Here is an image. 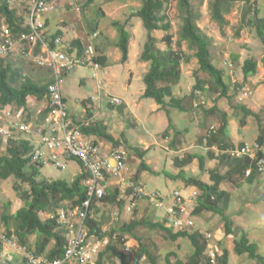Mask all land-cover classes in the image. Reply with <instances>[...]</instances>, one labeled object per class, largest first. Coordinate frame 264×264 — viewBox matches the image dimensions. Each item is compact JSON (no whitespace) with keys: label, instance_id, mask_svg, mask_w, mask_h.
Instances as JSON below:
<instances>
[{"label":"rangeland","instance_id":"rangeland-1","mask_svg":"<svg viewBox=\"0 0 264 264\" xmlns=\"http://www.w3.org/2000/svg\"><path fill=\"white\" fill-rule=\"evenodd\" d=\"M212 1L213 0H194L192 4L194 10L197 11V24L202 33L205 34L210 41L212 62L224 72L225 82L228 85L227 96L221 97L219 96L220 92L206 90L203 91L202 94H199L193 101V103L197 101H205V103H202V105L199 104L196 107L194 105L189 107L190 111L188 112H180L171 108L167 115L166 112L161 109V113L164 114L165 112L166 114V119L168 120L167 127H161L160 125L162 123H160L159 126L158 124L157 126L154 124L156 128H154V132L149 135L146 129L150 131V123L145 119L142 113L140 114V112L135 109L136 106L134 104H138L137 100H133L129 106H125L129 110H133L135 115H138L135 120L134 118H129L131 117L129 110L123 111L118 108L107 109L105 104L108 101V97H102L101 95L105 91H108L111 95V97L109 96L110 99L112 95L123 94L124 96H130L132 92L137 93L139 88L144 86L143 79L139 81L137 79H133L132 81L129 80L130 77L132 78V71H126L123 65L120 67L118 66L119 72H117L116 78H109V75L105 76L103 72L106 69L102 66L96 70L91 67H79L70 70L69 72L79 70L78 72L84 74L88 80V82H84L81 85L78 84L79 81H72L75 85H73L71 89L73 95H76L78 98L81 96L98 97L100 93L102 108L100 113H97L99 125L101 127L104 126V124L107 125L108 131L111 132V135L121 146L127 141L128 146L131 147L133 145L139 150V152H137L135 148L131 149L125 147L128 167L132 168V170L136 168V162H134L133 158L134 154L137 155L136 157L141 158L140 152L142 154L147 151L145 157H149L150 161H147V164L151 167V170H149L151 174L148 173L147 177L143 178L146 189H161L166 196H170L172 190L178 189L185 197V200L188 199L190 202L188 205V219L190 223L189 225H185L181 230H186L187 232H194L197 230L201 233H205V231L212 232L219 240V242H217L218 247L227 248L229 251L230 262L228 261V264H255V260L248 259L247 257L237 259V256L232 251L234 246L233 240L235 239V235L237 237L240 235L241 231H243L247 234L250 241L256 244L257 252L259 254H264V177L258 176V179L250 184L245 181L242 176L236 173H229L226 175V179L220 184V188L226 191L225 199L220 202V207L224 209V214L228 217L231 228L235 230L236 233L234 236L226 237L224 218L218 213L209 211H203L199 215L193 214L192 211L196 204L195 195H198L199 192L195 188H192V186H187L181 178L173 179L168 175H176L181 170L179 168L180 165L175 163L174 158L176 156L184 160L188 158V156L197 153L206 157L209 150L201 148V145L205 146V142L203 144L199 142L200 136L204 135L198 132L195 133L196 129L192 134V129L194 127H200L201 130H208L209 127L215 123L218 127L221 123L220 112L222 110H226L225 112L230 113V119H232L231 122H233V127L230 125L228 126L229 129H227V131L229 132L231 128L236 130L246 125L242 124L244 113L240 110L239 106L244 105L256 111V116H247L244 118L246 123L248 121V127L239 130V132H242V134L239 133V135H241L242 138L246 140L245 143H249V145L253 144V138L259 133L260 124L264 126V41L257 34L255 27L247 24V19L251 16V12L245 13V11L248 10L245 1H229L228 12L224 14L225 22L221 26L211 17L210 4ZM30 2L31 0H9L11 8H13L16 14L21 18L25 17L27 14ZM66 2L68 3V5H66V10L73 8L75 12L82 16L83 20L86 21L87 17L91 19L86 21L90 35H92V32L96 29L94 24L98 26L100 23V27L104 26L112 30L111 34L106 32V38L113 35L112 37H115L113 41L116 39L118 41L119 33L117 28L113 26V21L116 20L124 24L130 35L128 49H130V53L132 54L131 58L134 63H131L130 66H136L137 64L141 65L140 72L149 68L148 61L140 60V55L147 39L146 30L143 28L141 21H138V18L131 16L132 11L137 10L141 6L142 0H94L92 4H96V6L93 8L90 7L91 4L86 5V0H66ZM253 2L254 0H251V3ZM251 5H254V7L256 6L255 4ZM97 6H102L103 9L102 7L97 8ZM257 6L259 15L264 17V0H257ZM163 9L171 25L170 32L174 35L175 40H178L181 25V13L178 9V0H167ZM2 23L5 22L1 21L0 24ZM153 34L155 36V47L166 50L167 46L162 40L163 33L161 31H155ZM107 39H104V41L106 42ZM106 49L113 55L116 48L113 44H110ZM183 50L184 54L189 55L190 58L188 62H184L181 65L182 78L177 85L173 86V93L176 97H183L189 94L197 77L195 74L197 60L193 57L194 51L188 48L185 42L183 43ZM134 55L137 57L134 58ZM250 57L257 60L256 74L244 79L241 64L245 59ZM4 61L5 63H9V58H5ZM21 61L25 64L24 60ZM31 66V64H25L23 69L28 70L30 73ZM198 75L204 76L199 73ZM98 81H100L102 87L99 91L97 90ZM65 84L64 78L62 88H65ZM123 84L127 89L126 91L123 90ZM237 84L239 86H237ZM77 90H79V93H77ZM244 91L248 93V96L244 100H240V94ZM143 101L145 103H150L152 100L144 98ZM212 106H217L221 111L206 114L205 109H210ZM136 111L138 113H136ZM115 118H119V120L121 118L124 123H117ZM143 133L147 134L144 135L145 137L147 136V141L142 144L144 146L142 148L140 137ZM167 135H169L168 138ZM145 137H143V139H145ZM162 139L167 140L164 142ZM100 141H102V139H100ZM108 143L110 144V142ZM111 144L113 145V143ZM119 144L116 147H121ZM5 146V141H2L0 146L1 153L5 152ZM167 146H170L169 148L174 149L176 152L173 155L172 153H168V155L170 154L169 157L165 158L166 151L164 149ZM198 147L200 149H198ZM213 152L216 157L221 156L220 154L216 155L215 151ZM76 162L68 161L67 168L63 170L45 164L41 168V178H59L71 181L75 179L79 172V167ZM227 162L228 163L219 164L218 160L206 157L204 170H200L198 159L192 158L190 163L184 165L183 170L186 175L197 176L205 182H210L208 171L215 169V171L220 174H226L233 165L231 160ZM12 182L11 178L6 180L0 179L1 232L5 230L2 216L4 214V209L6 210V202L10 199H14L8 209V213L10 214H13L21 204L19 200L14 198L10 190ZM166 185H168L169 190L167 189V191H164L163 189H165ZM124 194V198H126L127 193L125 192ZM120 195L118 199H122ZM125 202L126 200L121 208L116 204L102 202L101 206L97 209V206L94 204L90 216L96 219L103 227L102 230L106 233L104 238L108 241L110 238H113V242L118 249L128 254L131 264H149L144 254L141 252V249L137 247L139 242L140 244L149 246L152 253L158 255V260L161 264H166L165 256L169 251L175 252V256H171L172 261H174L176 257L184 261L187 260L188 256L193 252V248L191 242L185 237H180L175 241L166 240L162 236V231L150 229L146 225L138 226L130 236L127 234L120 235L117 230L113 231L112 229H116L122 221H127L125 218L126 209H124ZM165 202H167V200ZM146 205V208L140 210V213L142 211V215L139 216V213L135 211L132 213L131 218H135L137 212V217H146L152 221L167 220L166 224L170 226L167 217L161 214L163 213L162 210H154L149 203H146ZM42 217H44V215H42ZM139 219L140 218H138V220ZM173 229L177 230L174 227ZM30 237L31 241H29L33 243L35 237H33V235ZM151 243H156L158 248H152ZM1 247L0 264H5L10 260L8 259L10 256L12 258L13 255L17 256L19 255L18 253H20L8 244H2ZM120 263V259L115 257L114 264Z\"/></svg>","mask_w":264,"mask_h":264},{"label":"trees","instance_id":"trees-1","mask_svg":"<svg viewBox=\"0 0 264 264\" xmlns=\"http://www.w3.org/2000/svg\"><path fill=\"white\" fill-rule=\"evenodd\" d=\"M194 0H178V9L181 13V25L178 34V40H175L174 35L170 32V22L167 20L168 16L164 12V5L167 0H142L141 6L132 11L131 16L138 18L143 28L146 30V42L144 43L143 51L140 55L141 61L149 62V69L143 77L145 85L143 96L150 98L157 103L162 110L168 115L170 109H176L180 112H188L189 107L204 104L205 101L194 102V99L202 94L203 91L211 90L220 92L219 96H227L228 85L225 82L224 72L212 62V53L210 50V41L205 34L202 33L197 24V11L193 8ZM230 0H213L210 4L211 17L220 26L224 24V14L228 12ZM248 6L245 13L251 12V16L247 19V24L255 27L259 37L264 41V17L259 15L257 0L251 3V0H243ZM94 0H86V5H90ZM251 4H255L252 6ZM21 17L16 15L13 8L10 7L9 0H0V22L2 20L11 27L14 31L21 28ZM96 27V25L94 24ZM113 26L117 28L119 38L116 46L121 52V62H126L129 52V32L124 24L119 21H114ZM161 31L163 33L162 40L165 42L166 50H161L155 47V36L153 32ZM60 33H56L50 37L46 36V40L51 42L54 47L53 40L60 37ZM188 45V48L194 51L193 57L197 60V68L195 74L197 75L195 83L189 94L183 97H176L173 93V86L177 85L181 78V65L189 61V55L184 54L183 43ZM65 50L69 54L81 55L84 50V45L79 39H72L70 42L64 44ZM105 56H97L96 61L100 65L105 64ZM264 61V58H263ZM226 63V62H225ZM241 70L244 79L256 74L257 60L253 57L245 59L241 64ZM21 68L13 67L10 63H5L3 58H0V107H22L28 114L30 112L28 99L34 96L37 100H43L47 97L48 86L51 82H39L34 80L32 76L27 75L25 80H21ZM202 74L204 76H199ZM52 81V80H51ZM237 86H239L237 84ZM124 103V102H123ZM123 103L120 105H110L112 108H123ZM195 106V107H196ZM202 107V106H201ZM244 113L242 123L245 122V117L256 116L257 114L252 110L246 108L244 105L239 106ZM221 111L217 106H212L210 109H205V113H214ZM221 123L216 130L210 132L204 143V136H200L199 142L205 144L207 147L214 145L221 150L228 148H239L228 143L226 127L227 115L226 112L221 111ZM262 123V122H260ZM82 132L85 134L94 133L100 137L105 138L108 142L113 143V147L119 144L111 134L106 131L105 126H100L99 123L94 122L90 126H82ZM261 145L259 157L264 158V126L260 124V134L257 139ZM2 140H0L1 146ZM5 152H0V179H12L10 187L14 198L20 201V207L13 213H8L14 199L6 202L3 211L2 219L5 224L3 233L10 237L15 235L18 242L33 248L35 253L43 255L50 260L61 259L65 252L66 239L64 228L60 226L56 220L42 217L43 213H56L59 208L68 209L78 206L86 198V187L84 181L87 177L85 173L78 174L75 179L67 181L65 179H44L41 178V168L46 164L43 160H33L34 145L30 139L17 138L15 140L5 141ZM125 147L131 148L124 143ZM132 149V148H131ZM137 152L139 150L135 148ZM140 155L141 152H140ZM216 157L213 151H208L206 157L213 160H218L219 164L228 163L231 160L233 165L226 174H220L215 169L209 170L210 182H205L197 176L186 175L183 167L190 163L193 157H197L200 170H204L206 157L204 155L194 154L188 156L185 160L179 159L178 156L174 158L175 163L180 165V171L176 175L168 174L171 178H181L187 186H193L199 192L196 196V204L193 209V214H201L203 211L220 214L225 220V236H234L235 230L231 228L228 217L224 214V209L220 207V202L224 201L226 191L220 188V184L225 180L229 173H236L242 176L248 183H253L258 176H263V172L258 170L255 161L248 156L232 159L226 154H220ZM141 168L148 170L149 167L145 162H141ZM250 170L248 176L246 171ZM178 190V189H174ZM121 191L119 189H106V195L99 201L116 204L121 208L125 199H118ZM93 201V205L98 202ZM91 211L86 218V224L90 233H94L99 238L106 236L102 231L100 223L90 216ZM42 217V218H41ZM164 221H152L149 218L132 219L129 223H124L117 230L120 235L129 233L133 234L134 230L140 225H146L150 229H158L163 232V238L166 240L175 241L180 237H185L191 242L193 252L188 256L187 260H181L176 257L174 261L171 256H175L174 251L166 253V264H214L210 261L207 252V241L204 239L203 233L199 231L187 232L186 230H174L173 226L166 224ZM209 232V231H207ZM36 234L37 238L34 244L29 243V236ZM203 236V237H202ZM219 242V240H218ZM233 252L237 259L247 257L255 260V264H264V254L257 252L255 243L249 240L247 234L241 231L240 235L233 240ZM2 242H0V251L2 249ZM219 244V243H218ZM141 249L149 264H161L158 260V255L152 253L149 246L137 244ZM152 248H158L156 243H151ZM230 253L227 248H220L217 255V264H228ZM117 257L121 264H131L127 253L121 252L113 238H110L107 245L99 252L94 264H105L106 258ZM230 262V261H229ZM5 264H26L25 261L10 260ZM91 264V263H87Z\"/></svg>","mask_w":264,"mask_h":264},{"label":"built area","instance_id":"built-area-1","mask_svg":"<svg viewBox=\"0 0 264 264\" xmlns=\"http://www.w3.org/2000/svg\"><path fill=\"white\" fill-rule=\"evenodd\" d=\"M54 1L32 0V5L18 31H14L5 23L0 24V58L19 56L24 60L32 59L36 67L50 71L52 80L45 98L48 100L46 110L43 111L42 117L34 122L26 120L28 113L22 107H0V140L30 139L34 145L33 160H43L59 170L66 169L68 161H77L82 173L87 175L84 181L87 195L85 200L74 208H59L56 213L47 214V218L56 220L64 228L66 246L61 259L50 260L38 255L33 248L20 244L15 235L8 237L3 231H0V242L19 251L26 264H94L97 255L107 245L108 240L90 233L86 218L91 211L93 201H99L106 195L110 180L115 179L119 188H123L127 193L126 198H124L125 194L120 195L128 201L125 206L126 211L131 212L136 201L144 199L154 209L162 210L168 222L177 230L190 223L188 219L190 202L188 199L185 200L179 190H172L170 196H166L159 189H146L143 184L130 179L127 175V156L123 148L105 147L82 132V126L88 127L95 122L94 115H87L88 107L83 108L82 111L86 114L80 120L75 121L70 117L67 102L62 95L66 74L79 67H91L96 70L100 64L96 61L97 55L92 47H84L81 55H75L66 52L64 44L69 41L63 37H56L53 40L54 47L46 40L43 16L53 9ZM20 75L21 80H25L27 75L23 72ZM247 96L246 91L242 92L240 100H244ZM91 102H94L93 98ZM122 103L123 99L120 97L112 96L110 99L111 105ZM88 106L90 107L89 104ZM215 130L216 125L209 127L204 142L210 132ZM205 149L215 151L216 155L226 154L232 159L248 156L264 174V158L259 157L262 149L258 142L223 150L216 145L212 147L205 145ZM249 173L248 169L246 176ZM166 200L169 201L168 204ZM203 236L207 241L210 261L217 264L220 249L214 241V235L206 231Z\"/></svg>","mask_w":264,"mask_h":264},{"label":"crops","instance_id":"crops-1","mask_svg":"<svg viewBox=\"0 0 264 264\" xmlns=\"http://www.w3.org/2000/svg\"><path fill=\"white\" fill-rule=\"evenodd\" d=\"M31 3H32V0L30 2V7L32 5ZM52 5H53V9L51 11L45 13L44 16H43L44 33H45L46 36L50 37V36H52V35H54L56 33H60L61 37H63L66 41L70 42L72 39L75 38V39L81 40V42L84 45V47H87V46L92 47L97 56H102V55L105 56V58H106L105 59V64L104 65H100V66H102L103 68L106 69V70H104L103 74L105 76L109 75V78H116L117 72H119L118 68L121 65H123L124 69H126V71H128V72L132 71V78L130 77L129 80L132 81L133 79H137L139 81V80L143 79L144 75L147 73L149 68L144 69L143 71L140 72L141 65H138V64L136 66L134 65L135 67L134 66H130V64L133 63L132 58H131L132 54L130 53V49H129V54H128L127 61L126 62H121V60L119 61V59H121V52H119L120 50L116 46L117 39L115 41H113L115 39V37H112L113 35H111V37H109V38L107 37L108 39L106 38V35H107L106 32H109V34H111L112 30H110L108 27H104V26L100 27V23H99L98 26L95 27L96 29L94 30V32H92V35H90L89 29L87 28L88 26L86 24L87 20H91L90 18L87 17L86 21H85V20H83V18H82V16L80 14L75 12V9L70 8L69 10L68 9L66 10V7H67L66 5H68L66 0H55L52 3ZM94 6H96V4H91L90 5L91 8H93ZM30 7H29V9H30ZM99 7L100 6H97V8H99ZM102 9H103V7H102ZM56 10H58V11H56ZM20 20L23 23L24 20H25V17L21 18ZM2 21L5 22L4 20H2ZM114 21H116V20H114ZM138 21H139V19H138ZM94 34H96V35L94 36ZM104 39L105 40L107 39V41L105 42ZM110 44H113V46H115V48H116L115 52L113 53V55H111V53H109L108 50L106 49L107 47H109ZM136 57L134 55V58H136ZM21 60H24V59L20 58L19 56L10 57L9 58V63L13 67L15 66V67L21 68V72L25 73L26 75L32 76V78L34 80H37L39 82H46V81L47 82H51V73H50V71L48 69L38 68V67L35 66V64L33 63L32 59L31 60L30 59H25L24 60L25 64H27V65L31 64L32 65L31 66V72L29 73L28 70L23 69L25 64ZM111 61H112V63H111ZM134 69H136V70H134ZM78 71L79 70H75L73 72L71 71V72L66 74V76H65V83H66L65 84V88H62V95L64 97V100L67 102L68 113H69L70 117L73 120L78 121L81 118H83L85 116V114H86V113H83V111H82L83 108L84 107H88L87 115L88 116L94 115L95 116V122L98 123L97 113L99 114L100 110L102 108V98L100 97V93L98 92L99 93L98 97L81 96L79 98L76 97V95H73V93H72V89L71 88L73 87V85H75V83H73L72 81H79L78 84H80V85L83 84L84 82H88V80L84 76V74H82V73H80ZM130 74H131V72H130ZM95 75H96V72H95ZM122 87H123V90H125V91L127 90L126 87H124V84L122 85ZM101 88H102L101 87V83H100V81H98L97 82V90L99 91V89H101ZM144 88H145V85L143 87L139 88L137 93L132 92L130 96H127V95L124 96L123 94L112 95V96L120 97L121 99H123V102H124L123 103V108L119 109V110H123V111L129 110L125 106H129L130 103L133 100H137L138 101L137 105L134 104L136 106L135 109H137V111L140 112V114L142 113L145 116V119L150 123V127L152 128V130H151V128H150V131L148 129H146V132L147 133L149 132V135H150V134H152V132H154L153 129L156 128L155 125L157 126V124L159 126V124L162 123L160 126L166 128L167 124H168V120L166 119L165 112H164V114L161 113L160 106L157 103H155V101L153 99H151L152 101H150V103H145L143 101L144 97H142V96H143V93H144ZM106 90H108V89H106ZM77 93H79V90H77ZM101 95H102V97L103 96L108 97V101L106 102L105 105H106L107 109H111L112 106L110 107L111 104H110V98H109V96L111 97L110 93L108 91H105ZM92 98L94 99V102H91ZM147 99H150V98H147ZM47 103H48L47 99L37 100L34 96L29 97L28 104L30 106V108H29L30 112H29V114H27L26 120L34 122L35 120L41 118L42 115H43V111L46 110L45 107L47 106ZM88 104L90 105V107L88 106ZM114 108H118V107H114ZM246 108H248V107H246ZM248 109H250V110H252L253 112L256 113L255 110H253L251 108H248ZM137 111H136V113H138ZM222 111L225 112L226 110H222ZM129 114L131 115V117H129V118H134L136 120V116L138 117L137 114L135 115V112L133 110H129ZM226 115H227L226 134H227L228 143H230L232 146H235V147L240 146V144H243V145L244 144H249V143H245L246 140H244L242 138V136L239 135V133L242 134V132H239L240 129L242 130V128L246 129L248 127V121L246 123V120H245L244 124H246V125H244L242 128H240V129L237 128L238 130L237 129L234 130L233 128H231V130L229 132V131H227V129H229L228 126L230 125L231 127H233V124H232L233 122H231L232 119H230L231 118L230 113L226 112ZM115 119H116L117 123H124V121H122L121 118H120V120H119V118H115ZM228 119H229V121H228ZM212 125H217V124L215 123V124H212ZM104 126L106 127V131L109 134H111V132L108 131L107 125L104 124ZM195 129H196L195 133L198 132V133H202L203 135L206 133V130H207V129L201 130L200 127L199 128H195L194 127L192 129V134H193V131ZM259 134H260V131L256 135V137L253 138V140H254L253 143L257 142ZM144 135H147V134L143 133V134H141V137H140L141 145L144 144L147 141V139H146L147 136L145 137ZM89 136L93 137L95 141H97L99 143H102L105 147H112L113 146L111 143L109 144L108 141L105 138L100 137V136H98V135H96L94 133L89 134ZM143 137H145V139H143ZM168 137H169V135H167V138ZM100 139H102L103 142L100 141ZM166 140L167 139H165V140L162 139V141H164V142ZM119 146H121V145L119 144ZM123 146H121V148L126 150L125 149V145H123ZM203 146L204 145H201V148L205 149V146L204 147ZM143 147L144 146L142 145V148ZM169 147L170 146H167L166 148L164 147L165 148L164 150L166 151L165 158L169 157L170 154L168 155V153H172V155H173L176 152L174 149H172V148L170 149ZM229 147H231V146H229ZM131 148L133 149V148H137V147L132 145ZM139 149H141V148H139ZM198 149H200V148L198 147ZM132 152H134V151H132ZM146 152L147 151H145L144 153H142V155H140L141 158L136 157L137 155L134 154L133 158H134V162H136V168L135 169L132 170V168L128 167V162H127V175H128V177L130 179H132L133 181L141 183L143 185L145 183L143 178L147 177V174L150 173L149 170H151V167L149 166V164H147V161H150L149 157L148 158L145 157L146 156ZM263 152H264V149H263ZM192 155H194V154H192ZM193 158H197V157L195 156ZM142 161L145 162V164L149 167L148 170L141 168V162ZM72 162H76V161L72 160ZM76 164L79 167L78 174L82 173V169H81L80 164L78 162H76ZM109 183H110V186L108 187L109 189L114 190V188H115V189H119L121 191V194L125 193V190L123 188H119V184H117V181L115 179L110 180ZM168 188H169L168 185H166L165 189H163V190L167 191ZM192 188H195V187L192 186ZM127 202L128 201L125 202L124 206H126ZM146 203H148L146 200L139 199V200L136 201L135 207L133 208V210L131 212H128V211L125 210L126 211V217L125 218L127 219V221H122L120 225H122L124 223H129L133 219V218H131V215L135 211H137L139 213V216L142 215L141 214L142 211L140 213V210L142 208L143 209L146 208V206H147ZM166 203L168 204L169 201L167 200ZM101 204H102L101 201H98L96 203L97 209L101 206ZM154 210H156V209H154ZM137 212H136V216H135L134 219H138V218L142 217V216L141 217H139V216L137 217ZM47 214L48 213H43L44 218H47ZM161 214L164 215V212L161 213ZM102 228L103 227L101 226V229ZM126 234L128 236H130L129 233H126ZM32 235H33V237H35V240H36V238H37L36 234H32ZM32 235H30V236H32ZM30 236H29V240L31 241V237ZM214 238H215L214 241H215V243L217 245L218 238H217L216 235H214ZM30 241H29V243H30ZM34 242L31 243V244H34ZM220 248H221V246H220ZM18 254L19 255H17V256L13 255L12 258L10 256L8 259H10V260H19L20 262L24 261V258L22 256V254L21 253H18ZM114 258L115 257L106 258V260H104L105 264H114Z\"/></svg>","mask_w":264,"mask_h":264},{"label":"clouds","instance_id":"clouds-1","mask_svg":"<svg viewBox=\"0 0 264 264\" xmlns=\"http://www.w3.org/2000/svg\"><path fill=\"white\" fill-rule=\"evenodd\" d=\"M21 74V73H20ZM206 232V231H205Z\"/></svg>","mask_w":264,"mask_h":264}]
</instances>
